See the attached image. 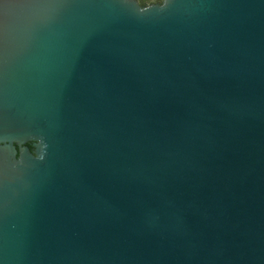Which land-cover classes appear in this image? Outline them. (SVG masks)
<instances>
[{
  "label": "water",
  "instance_id": "water-1",
  "mask_svg": "<svg viewBox=\"0 0 264 264\" xmlns=\"http://www.w3.org/2000/svg\"><path fill=\"white\" fill-rule=\"evenodd\" d=\"M151 1L0 0V264H264V0Z\"/></svg>",
  "mask_w": 264,
  "mask_h": 264
},
{
  "label": "flooded vegetation",
  "instance_id": "flooded-vegetation-1",
  "mask_svg": "<svg viewBox=\"0 0 264 264\" xmlns=\"http://www.w3.org/2000/svg\"><path fill=\"white\" fill-rule=\"evenodd\" d=\"M142 2L143 5H147L149 3H152L154 1H151V0H140Z\"/></svg>",
  "mask_w": 264,
  "mask_h": 264
},
{
  "label": "trees",
  "instance_id": "trees-1",
  "mask_svg": "<svg viewBox=\"0 0 264 264\" xmlns=\"http://www.w3.org/2000/svg\"><path fill=\"white\" fill-rule=\"evenodd\" d=\"M141 2V1H140ZM142 3V2H141ZM30 144V143H29Z\"/></svg>",
  "mask_w": 264,
  "mask_h": 264
}]
</instances>
